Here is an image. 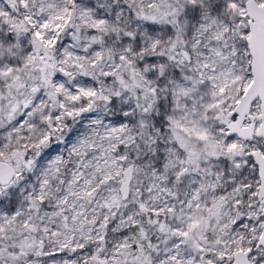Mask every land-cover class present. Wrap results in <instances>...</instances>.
Returning <instances> with one entry per match:
<instances>
[{
	"label": "snow or ice",
	"instance_id": "6c2138e0",
	"mask_svg": "<svg viewBox=\"0 0 264 264\" xmlns=\"http://www.w3.org/2000/svg\"><path fill=\"white\" fill-rule=\"evenodd\" d=\"M0 264H264V0H0Z\"/></svg>",
	"mask_w": 264,
	"mask_h": 264
}]
</instances>
